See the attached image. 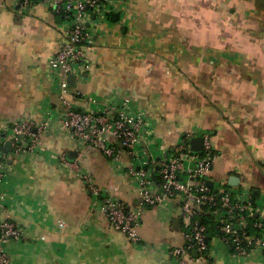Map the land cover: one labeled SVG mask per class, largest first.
<instances>
[{"label": "crops", "instance_id": "obj_1", "mask_svg": "<svg viewBox=\"0 0 264 264\" xmlns=\"http://www.w3.org/2000/svg\"><path fill=\"white\" fill-rule=\"evenodd\" d=\"M116 2L117 20L101 24L91 67L72 84L78 106L129 94L163 152L190 131H210L219 153L210 180L248 188L264 201V0ZM60 27L46 4H0V129L27 116L49 117L42 152L10 154L0 184V221L24 231L21 240L3 244L9 264H178L168 255L185 245L173 205L143 209L134 246L91 208L78 176L50 156L69 160L75 152L47 72ZM121 157L115 164L83 146L81 166L99 188L135 206L137 183L119 166L127 154ZM192 264H264V251L238 257L212 234L206 260Z\"/></svg>", "mask_w": 264, "mask_h": 264}, {"label": "built area", "instance_id": "obj_2", "mask_svg": "<svg viewBox=\"0 0 264 264\" xmlns=\"http://www.w3.org/2000/svg\"><path fill=\"white\" fill-rule=\"evenodd\" d=\"M6 1L0 0V4ZM13 1L21 9L46 4L61 18L58 46L48 59L47 72L62 107L59 111L62 127L74 142L76 156L72 161L65 154L50 153V156L58 157L78 176L89 195L91 208L105 217L112 230L138 246L141 237L137 228L143 209L173 205L176 215L183 220L185 245L169 248L168 255L178 264L206 260L209 229L235 256L246 258L255 249L264 251V201L256 200L248 188L230 187L226 180L209 185L208 172L219 157L210 131H190L163 152L156 144L153 124L144 111L136 108L129 94L118 99L111 96L100 101L92 99L94 105L90 109H82L76 103L80 92L73 90L68 76L80 80L90 69L89 50L101 24L116 12V0ZM0 130L1 184L8 171L10 154L42 152L49 117L41 120L23 117ZM195 135L202 138L199 152L192 151L189 144ZM7 141H10L8 151L4 148ZM153 145L155 154L151 152ZM83 146L97 148L115 164L122 161L121 154H127L128 162L119 166L137 183V205L129 206L96 185L91 173L81 166ZM0 231V264H9L3 244L21 240L24 231L11 220H1Z\"/></svg>", "mask_w": 264, "mask_h": 264}, {"label": "water", "instance_id": "obj_3", "mask_svg": "<svg viewBox=\"0 0 264 264\" xmlns=\"http://www.w3.org/2000/svg\"><path fill=\"white\" fill-rule=\"evenodd\" d=\"M117 18H118V14L116 12L111 14V19L113 21L117 20ZM74 80H75V76L74 75H69L68 76V81H69L70 84H73ZM189 144H190V148H191L192 151L199 152V151H201V148H202V138L201 137H194V138H192L190 140ZM4 148L7 151L10 149V141L5 142ZM75 156H76V153L74 151H70L68 153V159L70 161H72L75 158ZM212 183H213L212 181H209V185L210 186L212 185Z\"/></svg>", "mask_w": 264, "mask_h": 264}, {"label": "trees", "instance_id": "obj_4", "mask_svg": "<svg viewBox=\"0 0 264 264\" xmlns=\"http://www.w3.org/2000/svg\"><path fill=\"white\" fill-rule=\"evenodd\" d=\"M111 18V16H109V19ZM0 234H1V231H0ZM209 234H210V238L212 236V234L214 235V233L212 232V230L209 229Z\"/></svg>", "mask_w": 264, "mask_h": 264}, {"label": "rangeland", "instance_id": "obj_5", "mask_svg": "<svg viewBox=\"0 0 264 264\" xmlns=\"http://www.w3.org/2000/svg\"><path fill=\"white\" fill-rule=\"evenodd\" d=\"M133 179V178H132ZM137 192H138V186H137ZM138 194V193H137Z\"/></svg>", "mask_w": 264, "mask_h": 264}]
</instances>
